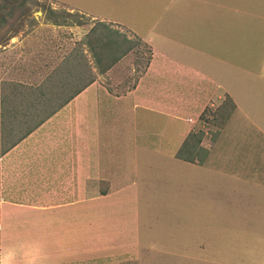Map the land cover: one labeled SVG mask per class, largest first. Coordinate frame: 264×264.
<instances>
[{
	"label": "crops",
	"instance_id": "obj_1",
	"mask_svg": "<svg viewBox=\"0 0 264 264\" xmlns=\"http://www.w3.org/2000/svg\"><path fill=\"white\" fill-rule=\"evenodd\" d=\"M183 1L152 0L151 3L177 17ZM190 1L194 10L192 24L195 39L187 37L186 32L180 37L178 23L164 13L148 18L101 11L96 14L97 9L90 5L82 6L69 1L93 20L126 29L137 40L146 43L150 57L139 73L124 72L120 78H114L111 76L113 71L120 70L127 59L126 54L118 56L109 66L100 69L101 73L75 95L70 102L71 108L75 106L70 116L78 120V124L68 128L69 139L63 142L64 152L60 155L62 159L59 158L62 166L53 159L57 155V144L53 146L51 141L47 144L42 139H31L35 134L40 135V131L46 133L47 129L43 126L36 127L0 155V176L5 174L0 178V264L74 263L104 254L134 252L136 245L139 246L141 188L137 176L131 181L118 182L123 173L118 170L116 145L124 140L126 133L125 140L136 144L138 138H151L149 133L139 129L142 124L138 123L152 121L153 117L159 122L158 116H162L164 123L159 125L158 133L165 140L163 152L177 166H197L196 156L182 152L185 145L191 144L186 141V136L196 129L193 120L190 122L187 118L195 116L197 110L187 102L194 100V103L196 99L202 100L200 98L211 100L216 94L234 99L238 108L233 113L235 116L239 114L233 119L232 129L235 131L225 138L224 145L220 143L214 148L216 162L221 164L222 170L229 176L234 172L231 178H237L248 190L244 199L231 203L244 209L245 216L252 211L255 221L263 222L264 206L259 209V204L250 203L259 202L261 196L264 198V159L257 157L258 151L254 155L255 161H249L251 153L245 154L240 150L245 140L250 143L249 132L264 136L262 120L255 123L246 110L247 90L241 84L248 83L249 74H252L254 83L249 84L261 92L264 90V50H260V57L257 56L259 50L256 55L252 50L254 47L250 48L246 50L248 57L240 60L244 45L233 40L234 36L229 31L228 35L232 38L228 37L226 47L225 40L221 38L220 45L216 46L217 36H223L220 33L224 32L225 26H221V21H206L215 14L229 19L226 21L228 24L241 20L250 32H243L246 33L245 44L249 45L250 41L256 44L258 37L255 32L264 35V0ZM234 6L240 10L239 13L232 14ZM197 42L199 45L196 46ZM261 49H264L263 46ZM252 56L261 63L257 66L258 71L250 70L248 64H243L249 62ZM98 82H114L113 92L107 88L106 95L98 91ZM124 82L129 83L125 85ZM126 102L133 112L131 116L125 112L120 115L121 104ZM243 104L246 109H243ZM139 110L148 114L135 113ZM111 115L114 117L109 119ZM77 132L79 139L75 136ZM152 145L151 139L145 145L147 152H155ZM228 145L233 147L228 148ZM51 148L53 154H50ZM235 148L237 160H230L228 149ZM176 152L181 156L178 159ZM40 155L44 159H39ZM45 160L50 161L48 166H44ZM137 161L135 169L140 166ZM17 166L23 167L22 172H17L22 177L11 176ZM26 168L33 169L31 179L24 177ZM57 169L63 170L56 173ZM26 181L32 189L28 193L19 188L20 183ZM104 183L106 187H103ZM259 212L262 214L258 219ZM145 247L152 250L151 244ZM204 249L199 247V250Z\"/></svg>",
	"mask_w": 264,
	"mask_h": 264
},
{
	"label": "rangeland",
	"instance_id": "obj_2",
	"mask_svg": "<svg viewBox=\"0 0 264 264\" xmlns=\"http://www.w3.org/2000/svg\"><path fill=\"white\" fill-rule=\"evenodd\" d=\"M69 1L82 6L90 5L97 9L96 14L101 11L148 18L164 13L178 23L180 37L186 32L187 37L194 38V10L190 0L183 1L177 17L152 5V0H0V155L25 136L29 127L51 114L53 108L65 100L66 103H62L57 111L39 125L47 129L46 133L40 131V135L31 137L33 141L42 139L47 144L49 141L53 146L57 144L58 158L54 156L53 159L62 166L59 158L64 152L63 142L69 139L68 128L78 124V120L70 116L75 108L70 105L75 97L72 95L90 83V79H95L101 73L100 69L107 67L113 58L127 55L122 70L113 71L111 76L114 78H120L124 72H133L135 75L148 62L150 49L146 43L140 42L130 32H126V29L115 24L93 20L91 16L78 11ZM259 8L262 9L261 6ZM231 9L232 14L240 11L236 6ZM215 20L221 21V26H225V33H220L223 36H217L216 46L220 45L221 38L225 40L226 47L228 37L234 36L233 40L244 45L241 47L240 60L248 57L246 50L253 47V52L257 55L259 50L257 56L261 57L264 35L255 32L257 42L260 43L257 45V42L255 44L250 41L246 45V33L243 32H250L244 28L245 23L242 25L241 20L237 19L228 24L226 21L229 19L220 14L212 15L206 22L213 23ZM217 26L218 34L219 25ZM229 31L232 32V37L228 35ZM195 44L199 45L198 42ZM254 57L243 64H248L250 70L258 71L257 66L261 63L259 60L255 61ZM233 58L232 55L231 59ZM247 80L245 85L241 82L247 90V109L244 104L243 109L253 116L252 121L262 120L260 123L263 122L264 127V90L262 93L249 84L254 83L252 74H249ZM124 83L126 85L129 82ZM97 86L98 91L101 90L106 95V88L113 92L114 82H98ZM200 99L202 100L196 99L194 103V100L187 102L197 110L195 116L187 118L190 122L193 120L196 129L188 133L190 136H186V141L191 144L185 145L182 150L187 155L196 156L197 166H177L163 152L165 140L158 133L159 125L164 123L162 116H158L159 122L153 117L152 121L138 123L142 124V129H139L149 133L151 138H138L136 144L125 140L128 136L125 132L124 140L116 145L118 170L123 173L118 182L131 181L137 176L141 188L139 246L136 245V250L131 254H104L87 261L61 264H263L264 220L257 223L253 216L255 213L250 211L245 216L244 209L231 203L244 199L248 190L237 178H231L234 172L229 176L222 170L214 153V148L220 143L224 145L227 141L225 138L230 137L231 131H235L232 129L233 119L239 114L235 116L233 111L238 107L228 95L227 98L216 94L211 100ZM67 104L69 107L66 109ZM128 105L127 102L121 104L120 115L124 112L128 116L133 114ZM135 113L148 114L144 110ZM113 117L111 115L108 118ZM75 136L79 139V132ZM53 138H56V143L52 141ZM248 138L250 143L245 140L240 151L251 153L249 161H255L254 155L258 151L260 156L257 157L264 159V136L252 131ZM151 139L155 152L146 151L145 145ZM229 147L233 146L228 145ZM52 148L50 154H53ZM236 153V148L228 149L227 156L230 160H237ZM178 157L181 156L176 152V159ZM39 159L44 158L40 155ZM136 161L140 166L135 169ZM44 162V166H48L50 161ZM41 165L42 163L39 164ZM22 168L15 167L11 176L22 177L21 173H17L22 172ZM26 169L24 177L31 179L33 169ZM62 170L57 169L56 173ZM3 176L5 174L0 178ZM30 186L26 181L24 184L20 183L19 188L28 193L32 190ZM106 186L104 183L103 187ZM255 203L259 204L260 209L264 206V198L261 196L259 202H251L250 205ZM261 214L257 213L258 219ZM147 244L152 245V250L145 247ZM200 246L205 249L199 250Z\"/></svg>",
	"mask_w": 264,
	"mask_h": 264
},
{
	"label": "trees",
	"instance_id": "obj_3",
	"mask_svg": "<svg viewBox=\"0 0 264 264\" xmlns=\"http://www.w3.org/2000/svg\"><path fill=\"white\" fill-rule=\"evenodd\" d=\"M117 58V57H116ZM116 58H113L112 59V61L107 65V66H109ZM102 71V70H101ZM92 80L90 79V81L89 82H91ZM85 87V86H84ZM83 87V88H84ZM83 88H81L80 90H78L74 95H72V97H74L77 93H79ZM71 97V98H72ZM70 98V99H71ZM65 100H63L62 102H60V103H58L57 105H56V107H54L53 108V110H52V112H51V114L52 113H54L55 111H57L60 107H61V104L62 103H66V102H64ZM51 114H49V115H47V116H45L44 118H41L37 123H36V125H34V126H31V127H29L28 129H27V131H26V134H25V136L26 135H28L32 130H34L36 127H38L40 124H42L43 122H44V120H46L49 116H51ZM24 136H22L20 139H22ZM19 139V140H20Z\"/></svg>",
	"mask_w": 264,
	"mask_h": 264
}]
</instances>
